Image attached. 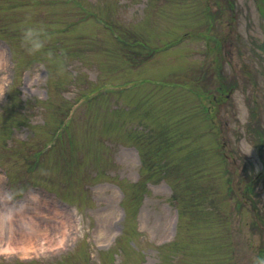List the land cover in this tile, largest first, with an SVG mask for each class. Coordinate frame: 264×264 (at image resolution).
I'll return each mask as SVG.
<instances>
[{
    "label": "rangeland",
    "instance_id": "1",
    "mask_svg": "<svg viewBox=\"0 0 264 264\" xmlns=\"http://www.w3.org/2000/svg\"><path fill=\"white\" fill-rule=\"evenodd\" d=\"M1 212L0 264H261L264 0H0Z\"/></svg>",
    "mask_w": 264,
    "mask_h": 264
},
{
    "label": "bare ground",
    "instance_id": "2",
    "mask_svg": "<svg viewBox=\"0 0 264 264\" xmlns=\"http://www.w3.org/2000/svg\"><path fill=\"white\" fill-rule=\"evenodd\" d=\"M0 223H1L0 224L1 231H3L4 228H5V225H4V219H3V216H2V212L0 213ZM28 227L31 229V231H33L37 227V225L33 223V224H29ZM9 230L12 231L13 238L10 237V240L7 243V245L1 246V247H3V249H5V250L10 249L12 251L14 249L15 244H11V242L12 241H16V239L14 238V236L16 234L15 233L16 230L13 231V224H11L9 226ZM26 232H27L26 229H22V231L18 232L19 233L18 235L20 237V241L18 242V245L21 244L23 246V247L22 246H18V247L24 248V249L32 248L34 246V241H33L32 237H30V235H27L28 232L27 233ZM60 240H59V243L61 242ZM38 246H40V248L43 249L45 247L50 246V244L42 241L41 244L38 245Z\"/></svg>",
    "mask_w": 264,
    "mask_h": 264
},
{
    "label": "clouds",
    "instance_id": "3",
    "mask_svg": "<svg viewBox=\"0 0 264 264\" xmlns=\"http://www.w3.org/2000/svg\"><path fill=\"white\" fill-rule=\"evenodd\" d=\"M33 31L34 30L32 28H28V29L25 30V34H24L25 40H28L32 36ZM33 47H39V45L38 44H34ZM261 264H264V261H261Z\"/></svg>",
    "mask_w": 264,
    "mask_h": 264
},
{
    "label": "flooded vegetation",
    "instance_id": "4",
    "mask_svg": "<svg viewBox=\"0 0 264 264\" xmlns=\"http://www.w3.org/2000/svg\"><path fill=\"white\" fill-rule=\"evenodd\" d=\"M235 15V14H234ZM236 16V15H235ZM231 33L235 34V37H237V33H234V31L231 30ZM233 39L231 38V40L229 41H226V43L228 44V46L231 48L234 46V40L232 41ZM239 44H240V41H239ZM225 54H228L227 52H225Z\"/></svg>",
    "mask_w": 264,
    "mask_h": 264
},
{
    "label": "trees",
    "instance_id": "5",
    "mask_svg": "<svg viewBox=\"0 0 264 264\" xmlns=\"http://www.w3.org/2000/svg\"><path fill=\"white\" fill-rule=\"evenodd\" d=\"M256 179H257V177H256ZM254 182H256V180L253 181V179H251L250 186H252V188L254 187ZM250 190L252 191V189H250Z\"/></svg>",
    "mask_w": 264,
    "mask_h": 264
}]
</instances>
